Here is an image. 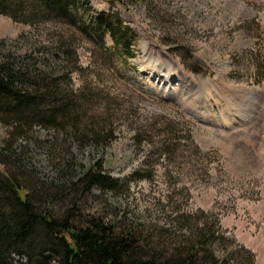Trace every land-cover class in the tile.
<instances>
[{
	"label": "rangeland",
	"instance_id": "obj_1",
	"mask_svg": "<svg viewBox=\"0 0 264 264\" xmlns=\"http://www.w3.org/2000/svg\"><path fill=\"white\" fill-rule=\"evenodd\" d=\"M38 1L11 0L19 21L0 14V62L34 70L42 93L51 85L56 102L40 109L53 101L54 119L11 137L15 121L0 122V149L28 177L16 161L0 171L36 202L59 186L42 211L76 207L81 223L110 220L162 246L188 233L184 215L207 214L218 256L244 248L264 264V0ZM119 23L134 57L109 31ZM98 164L120 190L70 186Z\"/></svg>",
	"mask_w": 264,
	"mask_h": 264
},
{
	"label": "trees",
	"instance_id": "obj_2",
	"mask_svg": "<svg viewBox=\"0 0 264 264\" xmlns=\"http://www.w3.org/2000/svg\"><path fill=\"white\" fill-rule=\"evenodd\" d=\"M40 1L33 5L37 3L41 10L47 8L48 1L67 5L76 0ZM84 1L89 4V0ZM10 2L0 0V14L19 21L17 12L7 8ZM22 21L31 24L25 19ZM108 28L125 54L134 57L131 47L135 35L120 23L110 24ZM32 71L19 62L12 64L7 59L0 62V122L7 125L9 118L15 121L8 137L17 134L30 122L37 121L44 125L47 119H54V116H47L54 110L50 108L51 104L56 102L48 90L51 85L46 86V91L42 93L40 77H35ZM26 82L34 85L33 88L27 87ZM50 98L53 101L49 108L41 110L40 106L47 104L46 100ZM27 113L32 118H27ZM5 152L8 155H4ZM18 156L6 144L0 149V163L6 166L16 161V170L25 175L28 172L23 171ZM27 177L28 174L24 176ZM34 185L37 184L34 182L32 187ZM81 185L87 191L93 187L102 191L122 188V183L104 171L101 164L96 165L95 171L81 175L77 183L70 184L72 188ZM58 188L42 187L39 202H36L32 190L29 192V189L21 186L14 174L0 171V264H254L253 254L244 248L241 251L249 256L246 262L240 255L241 251L232 255V252L223 256L216 254L219 229L211 227L216 220H210L207 214L184 215L187 222L193 221L192 226H186L188 233L175 236L169 245L162 246L136 234L134 228H121L110 220L91 218L81 223L75 219L79 216L74 213L76 207L57 216L48 208L42 211L36 206L35 203L46 205L62 198L60 190H56ZM17 258L18 261H15Z\"/></svg>",
	"mask_w": 264,
	"mask_h": 264
}]
</instances>
